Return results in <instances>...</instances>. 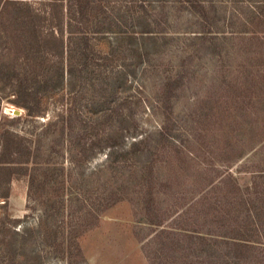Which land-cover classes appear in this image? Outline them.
<instances>
[{
    "label": "trees",
    "instance_id": "1",
    "mask_svg": "<svg viewBox=\"0 0 264 264\" xmlns=\"http://www.w3.org/2000/svg\"><path fill=\"white\" fill-rule=\"evenodd\" d=\"M140 2L142 6L137 20V34L143 43L140 57L145 63V70H150L155 62H160L163 55L159 48L168 45L170 41L181 45L183 56H188L182 62L184 67L193 58V51L187 50L189 42H197V46L204 48L205 54L211 51L221 57L217 62L220 70L226 68L227 72H243L245 82L238 83L232 79L221 83L223 93L216 95L218 100L212 104L211 113L225 123L218 126L220 129L211 126L204 129L210 136L206 141L205 153L210 155V160L202 169V176L198 177L187 170L185 175H180L182 169L176 174V179L182 176L189 179L190 190L194 188L190 180L192 178L200 186V195L195 196L199 192L198 188L192 193L187 209H181L187 196L179 189L173 192L174 204L168 211L155 203L157 194L154 190V168L146 167V163L148 159L154 162L150 156H155L158 149L149 138L134 141L131 150L124 149L122 142H125L127 135L133 134L137 138L136 130L130 126L117 137L108 132L107 137L103 135L92 141L90 139L91 147L79 152L81 159L89 160L109 150L112 176H107L110 185L105 188L111 193L112 205L126 200L127 196L122 193L126 184L113 182V174H116L118 180L128 178L129 181H136L135 186L139 188L142 200L147 202V223L154 231L146 243L149 249H145L147 257L155 261V264H264V0H225L224 5L231 6L233 12L232 18L225 19V22L232 28L248 25V31L232 28L230 31L215 30L219 21L213 16L217 10L212 1ZM155 3L164 12L168 6L180 11L191 10L197 16L198 31L185 32L195 33L193 36H173L167 12L163 16H156L155 11L151 10ZM99 4L98 14L102 13L104 3L96 0H42L40 9L28 0H0L1 209H8L12 183L25 180L29 183L28 194L32 195L36 186L40 188L44 184L38 180L40 174L51 170L49 159L41 156V135L30 139L15 130L22 117H6L2 108L3 96L7 92L15 95L13 103L28 111L27 118L39 116L43 113L41 104L44 96L57 91L64 84L67 73L68 76L79 74L80 79H83L82 70L78 71L76 65L82 63L84 69L87 68L94 56L93 41L111 33L114 24L119 28V31L114 32L117 37L115 52L104 59L111 62L119 60L116 51L119 52L127 41L134 42L135 35L128 28L132 24L125 17H121L122 22L108 17L99 20V16L94 17L90 13ZM23 8L28 13V21L16 26L17 20L22 17ZM79 11V18L72 17ZM244 14L245 17L242 16ZM23 32L25 34L21 35ZM255 62L257 74H254ZM180 74V70H177V76L180 77ZM108 79L103 90L111 88L112 95H116L117 86L112 84V77ZM246 84H249L248 88ZM230 119L234 126L226 123ZM220 132L221 137L227 140L221 147L222 154L214 157V136ZM79 135L83 140L82 135ZM160 136L167 139L163 129ZM144 143L149 145L141 149ZM143 154L149 158L143 165H137V158ZM183 157L187 159L185 154ZM196 166L197 163L192 159L191 168L194 170ZM32 171L36 175L31 174L29 177ZM240 174L251 175V182L242 183L238 177ZM171 184L178 186L179 183L174 181ZM152 201L153 205H150ZM166 213L175 222L172 226L165 225ZM18 224L19 221L13 219L8 210L0 217L3 241L11 233L18 235L16 230L13 232ZM13 245H6L8 252L4 253V261H0V264L15 263V256L11 252L14 247L17 250V246L15 243Z\"/></svg>",
    "mask_w": 264,
    "mask_h": 264
},
{
    "label": "rangeland",
    "instance_id": "2",
    "mask_svg": "<svg viewBox=\"0 0 264 264\" xmlns=\"http://www.w3.org/2000/svg\"><path fill=\"white\" fill-rule=\"evenodd\" d=\"M96 1L104 3L102 13L98 14L101 4L90 12L94 17L99 16L97 19L108 17L122 22L121 17H125L132 24L128 28L135 35L134 42L127 41L119 52L116 51L119 60L111 62L104 59L115 52L117 37L114 32L119 28L114 24L113 33H106L103 39L93 37L94 56L87 68L84 69L82 63L76 65L78 71L82 70L83 79L79 74L68 76L67 73L64 84L44 96L41 115L27 118L28 111L13 103L15 95L7 92L3 96L2 108L6 117H22L15 130L30 139L41 135V156L49 159L51 170L40 174L38 180L44 184L40 188L36 186L38 191L34 190L32 195L28 194L29 183L25 180L12 183L8 209L0 208V217L8 210V214L19 221L13 229L18 235L11 233L6 241L0 235V261H4V253L8 252L6 245L14 246L15 243L17 250L14 247L11 252L15 256L13 264H155L146 253L149 249L146 248L147 240L154 231L147 223V202L142 200V194L135 186L136 181H129L128 178L118 180L113 174V182L126 184L122 193L127 196L126 200L112 205L111 193L105 188L110 185L107 176H112L109 150L85 161L79 152L90 148L93 138L109 133L117 137L123 129L132 127L137 138L133 134L127 135L122 142L124 149L131 150L134 141L146 138L151 139L158 149L155 156H150L154 162L148 159L146 163V167L154 168L155 203L168 211L174 204L173 192L179 189L187 196L181 209H187L192 193L198 188L195 196L200 195V186L192 178L194 188L190 190L189 179L183 176L176 179V174L182 169L180 175H185L187 170L202 176V169L210 160V155L205 154L206 141L210 136L204 129L210 126L220 129L218 126L225 123L211 113L212 104L218 100L216 95L223 93L221 83L232 79L238 83L245 82L243 72H227L226 68L220 70L217 62L221 57L211 51L205 54L204 48L197 46V42H189L187 50L193 51V58L184 67L182 62L188 56H183L181 45L170 41L159 48L163 55L160 62L145 70V63L140 57L143 43L137 34L142 0ZM206 1L215 3L217 13L213 16L219 21L215 30L248 31L250 28L248 25L232 28L225 22L233 15L232 7L224 5L225 0ZM28 2L40 9L42 0ZM153 6L151 10L156 16L167 12L173 36H193L195 33L185 32L198 31L197 16L191 10L180 11L168 6L164 12L158 3ZM80 12L72 17L79 18ZM21 16L16 26L28 21L25 8ZM253 65L254 74H257V62ZM177 70L181 72L180 77ZM109 77L117 86L116 95H112L111 88L103 90ZM246 85L248 88L249 84ZM226 123L234 126L231 119ZM162 129L167 133V139L160 136ZM221 133L214 134V157L222 154L221 147L227 140L221 137ZM148 145L144 143L140 148L145 149ZM147 158L148 155H141L136 160L137 165H143ZM192 159L197 163L194 170L191 168ZM153 163H156L155 166H152ZM31 174L36 175V172H30L29 177ZM238 177L242 183L251 182L249 174ZM174 181L179 183L178 186L171 184ZM112 185L116 186L115 183ZM164 217L165 225L175 223L168 213Z\"/></svg>",
    "mask_w": 264,
    "mask_h": 264
},
{
    "label": "built area",
    "instance_id": "3",
    "mask_svg": "<svg viewBox=\"0 0 264 264\" xmlns=\"http://www.w3.org/2000/svg\"><path fill=\"white\" fill-rule=\"evenodd\" d=\"M16 112V111H15Z\"/></svg>",
    "mask_w": 264,
    "mask_h": 264
}]
</instances>
